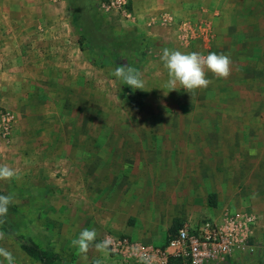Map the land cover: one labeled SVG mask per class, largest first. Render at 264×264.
<instances>
[{
    "label": "rangeland",
    "instance_id": "1",
    "mask_svg": "<svg viewBox=\"0 0 264 264\" xmlns=\"http://www.w3.org/2000/svg\"><path fill=\"white\" fill-rule=\"evenodd\" d=\"M100 1L0 0V12L5 16L27 15L28 5H35V16L41 21L36 26L34 53L20 50L0 58L5 66L2 76L8 79L0 84V109L13 116L6 135L0 132V165L17 172L11 180H0V195L12 199L0 229L5 244L13 250L14 264H26L21 244L30 242L57 254L60 260L55 264H77L78 250L71 244L76 238L75 227L87 224L91 217L108 216L118 229L121 214H127V225H133L141 220L139 212L144 210L142 225L148 224L147 217L153 221L152 230L146 231L158 228L167 238L183 222L196 223L239 211L256 214L252 162L256 156H264V84L259 91H253L251 85L239 86L240 100L231 102L233 110L260 112L259 117H244V132L235 131L241 118L232 114L221 118L227 120V133L208 134L218 148L202 153L212 152L219 158H201L197 164L156 165L155 144L162 141L161 136L173 134H151L149 127L155 126L156 131L157 125H186L190 111L195 110L193 105L199 103L183 102L182 114L183 108L178 110L179 105L169 97H155L166 82L158 65V56H162L158 49L171 44L170 49L183 53L200 52L206 47L205 41L197 39L187 47L169 28L150 27L152 34H147L144 24L159 15L156 0H130V18L103 12L98 7ZM208 7L194 5L187 21L208 22ZM48 33L53 34L51 39ZM57 38L64 40L59 43L61 52L42 48L45 41ZM93 54L98 55L104 68H97L91 59ZM120 65L142 74L145 91H133L112 74ZM183 135L187 136L177 134L176 139L181 141ZM242 146L244 163L239 164ZM250 149H255L256 155H249ZM124 156L148 160L147 165L127 166L132 168L126 177L129 186L119 170L123 165L108 161ZM179 178L181 183L177 184ZM114 184L127 188L126 192L115 191L114 186L111 189ZM213 185H224L222 194L207 196ZM109 201L115 207L112 214ZM163 202L170 207L176 203L171 207L174 212L146 214L148 210L156 212ZM98 208L101 211L96 213ZM47 231H52L50 236Z\"/></svg>",
    "mask_w": 264,
    "mask_h": 264
},
{
    "label": "crops",
    "instance_id": "2",
    "mask_svg": "<svg viewBox=\"0 0 264 264\" xmlns=\"http://www.w3.org/2000/svg\"><path fill=\"white\" fill-rule=\"evenodd\" d=\"M155 3H158L160 6L158 7L159 15L157 14L158 16H156V18L150 19L146 24H144V30L149 35L152 34L150 27H158L163 30L167 29V27L157 20L161 14L172 16L176 20V17H180L182 20H190L189 16H191V9L194 8V5L205 4L209 6L207 12L210 11V13H207L206 19L209 20L208 22L211 27L212 36L208 40L201 39L202 41H205L204 45H206V47L201 49L198 53H202L205 56L211 52H215L217 54L223 53L229 56L232 62L231 74L228 78L220 79L213 76L210 72L207 73V78L210 79L212 83L207 87L206 92H195L193 94V98H191L190 94L186 93L182 89L179 91H171L167 96L163 94V91L158 90L155 92V97L158 95H160L161 98L163 97V99H165V97L168 99L169 97L172 102H176L177 105H179L178 110L181 109V107L183 108V111H181L182 114L185 112V105H182L183 102H191L192 100L199 102L198 104L193 105L195 110L190 111L186 125L179 123H173L170 126L161 127L157 125L156 131L155 126L149 127L150 131H148V133L153 134V132L155 133L158 131L163 132L164 134L170 133L174 136L173 137L171 135V137H169L168 135H163L161 136L162 141L155 144V146H157V156H154L156 158L155 164H197L201 158H204V160L206 159L205 157L219 158V155H215V153L213 154L211 152L209 154V152H207L203 154L202 152L204 150H215V148H218L216 143L211 141V136L208 134L218 133L221 136V134L227 133V120H221V118H227L232 114L233 116H239L241 120H239L238 124L234 126V128L235 131L240 130V132H244L245 128L242 125L244 117H259L260 115L257 114L260 113L259 111L255 112L253 109L249 111H245L243 108L233 110L231 102L240 100L241 95L238 96L239 86L242 87L243 85H251L254 87L253 91L255 89L256 91H259L258 87L264 84V0H156ZM176 6H184V9L177 10L178 8H176ZM27 8L29 14H20V18H18L19 16L15 17L12 15L5 16L0 12L1 59L7 57V54L9 53H17L20 50H26L27 53H34L36 51V26L41 21H39V18L35 16V5H28ZM52 35L53 34H49L48 38L51 39ZM61 41L64 40L57 38L53 41H45L42 48L44 50L47 48L51 53H59L62 51V45H59V43L61 44ZM63 43L64 42H62V44ZM190 44L191 43H187L185 45L190 47ZM185 45H180V47L183 49ZM171 47V44H165V46L162 45L161 48L158 49L160 51L159 54L163 53L164 48L170 49ZM158 57L160 58L158 65L161 66L159 68L162 69L163 76L165 77V80H167V71L163 67L161 56ZM4 67L5 66L1 63L0 84L3 83L2 81H8V79H5V76H2V69ZM97 68L102 69L99 66H97ZM10 83L11 82H9V84ZM252 97L253 95L246 97V100L252 99ZM242 100H244V97ZM219 120L221 125L219 124ZM201 122L205 123L201 125ZM177 134H187V136L183 135L181 137V141H179V139H176ZM244 149L245 146H242L241 153L238 154L239 164L244 163ZM222 156L227 158L226 152ZM144 159L145 158L142 157L131 159L124 156L108 158V161L111 164L123 165V168H119V170L123 171V176L125 175V177H123L122 180L129 186V181L126 177L131 173L132 168L127 166L132 164L140 165L142 163L147 165L148 160ZM225 162L227 163V159H225ZM252 163L254 165L252 170L254 181V184H252V191L254 193L253 207L259 218V229L264 233V156H256ZM144 168L146 169V167ZM180 183L181 179L179 178L177 184ZM113 186L115 191L126 192L125 189L127 188L125 187L122 189V187L118 184H114L110 188L112 189ZM223 186L224 185H213L207 196H210L211 194H222L220 190ZM128 193H130V190ZM153 193L156 194L157 190H153ZM127 202L128 200H125L124 204ZM175 204L176 203H174L171 207L174 208ZM108 205L109 214H112L115 207L110 206V201ZM171 207L167 204L164 205L163 202L162 205H158L157 210H155L156 212H154V210L152 212L148 210L146 214L149 213L148 215L155 216L157 213L161 214L166 210L169 213H173L174 210ZM100 211V208H98L96 213H99ZM122 211H124V209H121V213ZM144 212V210L139 212V215L142 216L138 219L141 220L137 223L135 222L133 225H127V214L123 215L120 213L121 225L118 226V229L116 228L114 222H111V219L108 216H104V219H101L99 216L94 218L91 217V220L87 224H81L80 226L76 225V237H78L79 233L84 229H95L97 232L96 242H100L110 235H125L142 243L156 246L162 245L167 239L165 238V233H160L161 231L157 227L154 232L146 231V229L152 230L153 226L151 225L153 221H151L150 217H147L148 224L142 225ZM134 214L137 213L134 212ZM165 229H167V227ZM51 232L52 231L48 233L47 231L46 234L50 236ZM5 241V237L0 239V247L5 248L12 253L13 250L5 244ZM53 249L55 250V247ZM15 253L16 252L14 251V254ZM26 257V260L23 259V262H26V264H41L38 261L29 258L27 255ZM76 260L78 262L77 264H97V261H99L100 264H110L108 253L98 252L94 246L90 247L86 254V258L85 255L77 251ZM250 262L251 264H264V250L259 254L258 258H254L253 260L251 259ZM238 263L246 264L247 260L240 259ZM0 264H7V261H5L3 257H0ZM20 264L24 263L20 262Z\"/></svg>",
    "mask_w": 264,
    "mask_h": 264
},
{
    "label": "built area",
    "instance_id": "3",
    "mask_svg": "<svg viewBox=\"0 0 264 264\" xmlns=\"http://www.w3.org/2000/svg\"><path fill=\"white\" fill-rule=\"evenodd\" d=\"M98 7L105 13L130 18V0H101ZM171 29L179 43H192L210 36L205 20L178 21L161 14L157 19ZM13 125V116L0 109V132ZM112 244L108 250L110 264H228L258 258L264 250V234L259 229L255 213L235 212L199 222H183L162 245L133 240L125 235L108 236Z\"/></svg>",
    "mask_w": 264,
    "mask_h": 264
},
{
    "label": "clouds",
    "instance_id": "4",
    "mask_svg": "<svg viewBox=\"0 0 264 264\" xmlns=\"http://www.w3.org/2000/svg\"><path fill=\"white\" fill-rule=\"evenodd\" d=\"M161 61L168 76L161 88L165 96L171 91L182 89L193 98V94L197 89L207 88L212 83L207 78V73L210 72L220 79H226L231 74V59L223 53L211 52L205 56L198 52L183 53L179 50L164 48ZM112 74L123 85L132 88L133 91H145V84L141 78L142 74L137 69L128 65H120L114 69ZM249 155H256V150L250 149ZM16 176V170L7 165H0V180H11ZM11 203L10 196L0 195V224L4 223V218L8 214ZM3 238L4 233L0 231V239ZM96 238L97 232L95 229H84L78 237L72 239L71 244L79 253L85 255V258L91 246H94L98 252L107 253L112 240L104 238L100 242H96ZM0 257H3L7 264H14L12 253L3 247H0ZM97 264H100V262L97 261Z\"/></svg>",
    "mask_w": 264,
    "mask_h": 264
},
{
    "label": "trees",
    "instance_id": "5",
    "mask_svg": "<svg viewBox=\"0 0 264 264\" xmlns=\"http://www.w3.org/2000/svg\"><path fill=\"white\" fill-rule=\"evenodd\" d=\"M98 56V55H96ZM94 54L92 56V60L96 66H99L100 68H104V65H102V62L99 60L98 57H96ZM144 56V54H142ZM176 231V228H173L169 235L173 234ZM168 235V236H169ZM168 238V237H167ZM21 248L23 252L31 259L38 261L41 264H53L60 260L59 256L53 252H46L42 250L38 245L30 242L26 244H21Z\"/></svg>",
    "mask_w": 264,
    "mask_h": 264
}]
</instances>
